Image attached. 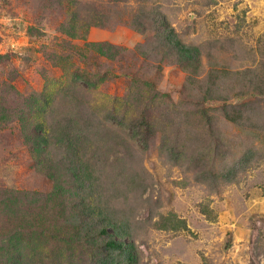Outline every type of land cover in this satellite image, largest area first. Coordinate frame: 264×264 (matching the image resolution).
I'll return each mask as SVG.
<instances>
[{"label": "rangeland", "instance_id": "374dc122", "mask_svg": "<svg viewBox=\"0 0 264 264\" xmlns=\"http://www.w3.org/2000/svg\"><path fill=\"white\" fill-rule=\"evenodd\" d=\"M170 30L199 48L190 63ZM35 125L51 133L38 156ZM77 133L110 148L84 158L124 251L105 255L64 192ZM15 260L264 264V0H0V264Z\"/></svg>", "mask_w": 264, "mask_h": 264}, {"label": "trees", "instance_id": "16d2710c", "mask_svg": "<svg viewBox=\"0 0 264 264\" xmlns=\"http://www.w3.org/2000/svg\"><path fill=\"white\" fill-rule=\"evenodd\" d=\"M163 39L166 41V45L169 48L172 47L175 50L177 56L179 57L178 59L182 64L190 63L199 51V48L197 46H188L182 43L172 32V30H170ZM90 79L91 78L87 77V83L95 84L91 81H96L97 79ZM13 114L16 115V111H13ZM16 119L18 118L10 116L8 118V121H13ZM129 124L130 128L138 134L141 143L146 146L148 144V138L152 133V127L150 126L146 115H144L143 113L140 114L136 119L130 120ZM39 130L40 132H38ZM24 134V142H26L27 147L29 148L31 153H33V155H41L44 152L45 148L50 145L48 138L50 137L51 133L42 125H35L33 127V130H30L28 133L26 129ZM73 137V139H64L66 146L65 148L63 147V150L67 152V155H75L74 157H69L66 168H64L65 175L69 178L70 181L69 185L73 188L69 187V189H65L64 192L67 193V190H74L73 192H69L67 195L78 198V203L83 209L82 211H80L81 213L79 215L82 218L90 217L91 219L96 221V223H100V230L98 233L108 236V239L100 247L102 250H105V255L114 253L116 251H124L128 249V246L124 245L122 241H117L114 236L109 235L107 227L113 226V224L115 223L116 229L124 230L126 226L122 225L121 222L111 214L112 210L110 206L108 205L107 201L103 200V197L105 195L97 193L96 198L97 189L94 186V182H96L99 177H94L93 174H97V170L92 168L89 169L87 160L84 158L85 155H98L99 153L101 155H105V153L107 154L109 152L110 148L107 146V144L104 145L102 143L101 138H94L93 141H88L87 138L82 135V133H77ZM123 143V141H115L114 146L119 148V151L121 152V148L124 147ZM47 177L50 178L49 176ZM111 181V184L114 185L115 180L113 179ZM115 194L117 193H112L110 195L114 196ZM87 195L92 202H95L96 200L97 202H85ZM125 198H127V196H125ZM8 234L9 237H6V240L8 241L6 249L10 250L12 249L11 241L16 239V237L13 235L16 234V232L10 229L8 231ZM121 234L122 233H120V235ZM11 264L20 263L18 260H15Z\"/></svg>", "mask_w": 264, "mask_h": 264}]
</instances>
